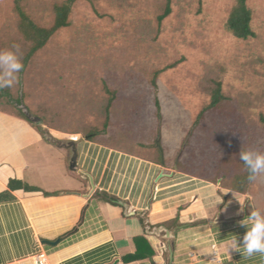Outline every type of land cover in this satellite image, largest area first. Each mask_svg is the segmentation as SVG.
I'll use <instances>...</instances> for the list:
<instances>
[{
  "label": "rangeland",
  "instance_id": "374dc122",
  "mask_svg": "<svg viewBox=\"0 0 264 264\" xmlns=\"http://www.w3.org/2000/svg\"><path fill=\"white\" fill-rule=\"evenodd\" d=\"M62 1L24 0L19 6L36 24L50 27L53 4ZM236 2L172 0L171 14L160 23L167 0H76L69 25L34 54L20 77L21 87H11L12 99L0 102V110L13 116L27 112L30 121L18 117L23 128L43 127L62 142L76 139L80 168L104 174L102 188L109 195L130 197L140 209H146L154 186L157 192L184 183L176 189L219 190L223 204L217 216L230 214L227 199L236 204L238 215L264 210V172L239 195L224 186L229 179L223 183L217 177L235 172L241 151L264 153L259 123L264 116V0H246L255 36L245 40L226 29ZM16 5V0H0V51L18 44L24 56L30 44L18 31ZM213 81L222 82L227 100L203 113L212 101ZM106 89L116 95L109 131L91 139L90 131L103 128ZM20 96L23 103L18 104ZM131 131L138 143L161 145L165 167L109 147L113 136L122 139ZM128 144L143 158L155 156L156 149ZM170 196L163 190L158 199Z\"/></svg>",
  "mask_w": 264,
  "mask_h": 264
},
{
  "label": "crops",
  "instance_id": "0c3cea01",
  "mask_svg": "<svg viewBox=\"0 0 264 264\" xmlns=\"http://www.w3.org/2000/svg\"><path fill=\"white\" fill-rule=\"evenodd\" d=\"M23 127L21 119L0 110V264H35L40 253L50 264H165L169 239L165 231L153 233L162 227L176 229L173 264H205L215 250L222 264H264L261 254L246 258L239 251L227 253L225 239L234 235L242 241L247 228L241 221L250 214L238 215L236 204L227 199L230 214L217 216L223 204L219 190L192 186L182 192L176 188L184 183L174 184L158 188L146 211L119 195L114 206L101 195L108 193L102 188L104 174L80 168L77 157L78 169L93 178L91 193L88 178L69 169L70 150L57 145L55 135L43 127ZM163 190L171 196L159 200ZM121 202L129 204L128 214ZM139 238L148 242L153 256L134 257Z\"/></svg>",
  "mask_w": 264,
  "mask_h": 264
},
{
  "label": "trees",
  "instance_id": "16d2710c",
  "mask_svg": "<svg viewBox=\"0 0 264 264\" xmlns=\"http://www.w3.org/2000/svg\"><path fill=\"white\" fill-rule=\"evenodd\" d=\"M24 0H16L17 5L15 6V11L17 13L18 16V20H19V24H18V31L20 33V35L22 36L23 40L25 43L30 44V48L29 50H27L26 53H24L22 62H23V69L21 70V72L19 73V82L17 83V85H19V87H21L22 85V81H20V77L22 76L26 66L28 65V63L32 60L34 54L36 52H38L39 50H41L42 48H44V46L46 45V43L48 42V40L51 38V36L60 28L66 27L68 26V16L71 13V7L73 5V3L76 0H64L61 3H54L52 10L54 13V21L53 24L50 27H44V26H40L38 24H36L30 17L29 15L26 13L25 9L23 6H19V4L21 2H23ZM172 0H167V5L165 8V11L163 14L158 16V20L160 23L163 22L164 19H166L172 12ZM251 19H252V11L248 8L246 0H237L235 6L232 8L231 12L229 13L227 22H226V29L228 30L229 33H231L235 38L237 39H248V38H253L255 36L252 28H251ZM12 48V45L10 46ZM174 67L173 64H171L170 66L167 67L168 68H172ZM159 73V71L157 72V74ZM215 82V81H213ZM222 88H223V84L221 81H216L214 87H212V94H211V104H209L208 107L204 108V112L206 111H210L212 109H216V108H220L222 103L224 101L227 100V97L222 93ZM3 91H6L5 93H3ZM106 94L109 95V99L108 102L104 105V108H101L102 111L104 112V116H105V121L103 123V128L101 130H92L90 131V136L89 138H91L92 136H101L104 134H107V132L109 131V126H108V116L111 113V106L112 103L115 100V93L109 91L108 89H106ZM23 95V93H22ZM21 95V96H22ZM19 97L18 100L16 101V103L21 104L23 103V99L22 97ZM10 100L12 99V93H11V88H4V89H0V102H3V100ZM12 101V100H11ZM12 103V102H10ZM8 103L9 106L12 107V104ZM96 103V102H95ZM17 104V105H18ZM157 105L159 106V102H157ZM12 108L15 109V107L13 106ZM46 112L48 110V108H45ZM3 112H10L7 109H2ZM127 111V110H126ZM125 111V112H126ZM128 112H126V116ZM20 116L19 118H23L25 120H29L28 117L26 116V114L23 113V111L19 112ZM201 116L203 117L202 113ZM41 119L43 121H45V118ZM30 121V120H29ZM259 123L262 126L263 130H264V116L261 115L259 118ZM130 129H134V127L132 125H130ZM133 132H129L128 135H121L122 139H120V137L117 136H113L114 140H112V142H110V148H115L118 149V151L123 150L126 154L132 155V156H139L141 158H143L141 155L136 154L134 149H129V147H127L129 144V140L132 143V145H138L140 148L142 149H147V148H151V149H156V153H157V157H156V153L155 156L152 158H143L146 161L161 165L162 164V153L161 150L157 147V145H151V146H147V145H143L142 143H138V141H136L133 137ZM128 137V138H126ZM93 139V138H91ZM119 140V142H117ZM188 142V141H187ZM127 144V145H126ZM138 148V149H140ZM137 150V149H136ZM128 151V152H127ZM180 166H182V163H180ZM234 172V171H233ZM232 175H226V176H222V174H218V178L224 181L226 180H230V184L225 183L224 186L230 190H232L233 192H236L238 194H245V192H247V189L250 187V184L252 181H249L248 176H249V172L246 168V166L244 165L242 160H238L236 161V170ZM229 173V172H227ZM216 178V183L219 181V179ZM101 195H104V197H106L107 199H109L110 203L114 206L119 204V199L115 196L109 195L108 193H103ZM175 223H178L177 221ZM137 245H138V251L137 254L134 256L137 260H143V258H145V256H153L155 253L153 252V250L151 249V247L149 246L148 242L146 240H144L143 238H139L135 240ZM143 245V246H142ZM147 247V251H145L144 247ZM146 252V253H144Z\"/></svg>",
  "mask_w": 264,
  "mask_h": 264
},
{
  "label": "clouds",
  "instance_id": "9594fccd",
  "mask_svg": "<svg viewBox=\"0 0 264 264\" xmlns=\"http://www.w3.org/2000/svg\"><path fill=\"white\" fill-rule=\"evenodd\" d=\"M22 56L23 51L18 44H13L9 50L0 51V89L11 88L19 82V73L24 67ZM240 160L249 172V181L264 172V153L243 150L240 152ZM241 225L247 228L242 241H238L234 235L226 238L224 247L227 253L239 251L246 258L255 254L264 255V210L252 208L250 215L241 221Z\"/></svg>",
  "mask_w": 264,
  "mask_h": 264
},
{
  "label": "water",
  "instance_id": "95a60500",
  "mask_svg": "<svg viewBox=\"0 0 264 264\" xmlns=\"http://www.w3.org/2000/svg\"><path fill=\"white\" fill-rule=\"evenodd\" d=\"M39 122L42 123L41 120ZM55 143L57 145H59V146H62L64 148H67V149L70 150L71 156H70L69 163H68L69 169L72 170V171H76L78 173H82L84 176H86L88 178L90 191L92 193L95 190V184L93 182V178L91 177L90 174L86 173L85 171H82L81 169H78V164H77V157H78L77 143H78V141L74 140V139H71V140H69L67 142L55 141ZM158 145H159L158 147H159V149L161 150V153H162V164L165 165L163 150H162L161 145L159 143H158ZM160 176H162V175H160ZM155 192H156V187L154 186V188H153V196L151 197V199L149 201V208H150L151 202L154 199ZM121 205L124 206L125 210L127 211L126 213L128 214V211H129V208H130L129 204L121 202ZM131 214L135 215V213H131ZM162 231L166 232L165 237L167 239H169V242H168L169 247H168V250H167V258H166L165 264H173V256H174V251H175V244L172 241V239L175 238L176 229L173 230V231H170L169 229L162 227V228H159V229H156V230L154 229L153 233H155L157 235H160V233Z\"/></svg>",
  "mask_w": 264,
  "mask_h": 264
},
{
  "label": "built area",
  "instance_id": "2783aa9c",
  "mask_svg": "<svg viewBox=\"0 0 264 264\" xmlns=\"http://www.w3.org/2000/svg\"><path fill=\"white\" fill-rule=\"evenodd\" d=\"M35 264H50L48 259L45 257V255L43 253L38 254L37 256H35ZM194 260V258H193ZM203 261V260H201ZM205 264H222V260L220 259V255L218 253V251H214L213 253V257H211L208 260H204Z\"/></svg>",
  "mask_w": 264,
  "mask_h": 264
},
{
  "label": "flooded vegetation",
  "instance_id": "af4514ba",
  "mask_svg": "<svg viewBox=\"0 0 264 264\" xmlns=\"http://www.w3.org/2000/svg\"><path fill=\"white\" fill-rule=\"evenodd\" d=\"M164 174V173H163ZM165 175V174H164ZM170 174H167V176H169Z\"/></svg>",
  "mask_w": 264,
  "mask_h": 264
}]
</instances>
